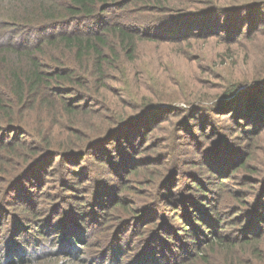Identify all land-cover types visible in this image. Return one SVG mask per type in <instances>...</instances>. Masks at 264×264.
Returning a JSON list of instances; mask_svg holds the SVG:
<instances>
[{"label":"trees","instance_id":"1","mask_svg":"<svg viewBox=\"0 0 264 264\" xmlns=\"http://www.w3.org/2000/svg\"><path fill=\"white\" fill-rule=\"evenodd\" d=\"M204 1L207 4L205 7L185 5L189 0H0V130H17L19 133L11 139L0 137V186L10 188L17 179L26 176L34 184L33 177L38 179L39 176L35 175L40 161L51 156L84 154L81 147L108 138L153 108L171 103L181 105L176 110L182 123L180 127L185 131L189 128L185 125L186 121L190 119L186 114L194 110H204L205 115L209 114L214 105L212 101L202 99L186 98L182 104L143 98L141 103L133 105L136 110L129 116L130 112L123 113L122 106L113 109L98 98L103 94L102 85L105 86L111 72L117 70L122 73L123 67L133 61L140 41L176 42L183 39L176 30L187 25L186 18L190 16H211L215 13L223 18L264 4V0H236L233 4L224 5L216 0ZM255 29L262 31L264 27L252 23L245 35L254 33ZM192 35L200 38L208 36V33L194 32ZM262 74L263 70L255 73L257 76ZM206 82L207 78L202 80V83ZM262 82L264 77L231 78L214 104L223 105L241 90H264V85H260ZM95 83L98 86H94ZM219 85L217 83L216 87ZM62 88L69 92L86 89L89 93L71 95L59 92ZM84 96L89 100H98L103 109L98 111L93 108L89 101L83 99ZM81 100L83 102L80 103ZM261 111L264 112V107ZM94 116L99 120L95 121ZM178 128L170 129L169 142L173 141L172 137H179L181 130ZM64 129L71 133L60 131ZM140 137L142 141V135ZM228 142L231 154L241 150L239 145L236 150V144ZM171 144L168 151L174 153L177 149ZM247 144L244 156L241 159L237 156L226 165L224 162L228 156L221 149H216L213 166H209L211 171L217 172L218 179L228 177L230 172H234L235 176L239 168L244 169L242 184L252 193L233 190V193L242 194L235 203L223 200L215 206L211 198V194L216 198L215 191L208 188L203 193L210 201H206L205 197V203L199 204L197 201H202L204 194L193 192L186 200V211H191L189 219L193 222L183 217L184 223H178L174 219L175 213L171 216L162 206L169 204L176 208V203L166 197L173 194L176 178L183 171L172 158L168 164L170 168L159 169L153 185L149 177L147 183L152 189L144 188V204L140 208H124L121 206L123 197H118L110 210L97 213L93 222H85V228L80 226L75 231L77 226H71L65 232L64 226L57 229L58 226L54 235L50 234L53 229H49L48 224L53 219L55 206L49 215L38 218L40 228L37 235L28 224L12 221L15 227L17 224L23 227L16 237L9 234L13 229L10 225L4 228L0 264H87L81 255L87 257L90 264H194L197 257L207 263L209 251L226 254H222L226 264H264V173L259 178L255 177L259 171L257 166H248L243 162L250 152V142ZM168 151L165 152L167 156L171 153ZM125 157L130 158L131 165L138 168L135 158L129 154ZM130 171L138 172L133 167ZM148 171L152 173L151 169L145 170L146 173ZM145 178L143 175L141 180ZM197 182L199 187H195L194 191L202 192L209 186L208 180ZM185 186L182 191H188ZM34 191L37 189L25 185L26 194ZM37 194L29 195V202H34ZM199 208L203 212L198 211ZM50 215L52 219H46ZM137 218L141 221L129 226L128 235L119 233L125 223L130 224ZM156 219L161 223L159 228L147 232L148 223H144ZM42 221L45 222L42 224ZM70 232L72 236L66 238ZM205 240V245L201 247ZM95 246L98 248L94 249ZM248 252L252 256L243 258ZM186 255H190L189 259Z\"/></svg>","mask_w":264,"mask_h":264},{"label":"rangeland","instance_id":"2","mask_svg":"<svg viewBox=\"0 0 264 264\" xmlns=\"http://www.w3.org/2000/svg\"><path fill=\"white\" fill-rule=\"evenodd\" d=\"M176 1L183 2L184 0ZM216 2L224 5L233 4L236 0H216ZM204 3H206L204 0H189V3L185 5L205 7L207 4ZM254 7L247 11L234 12L231 16L223 18L215 13H212L211 16H207V14L190 16L186 18L187 25L176 30L183 36V39L176 42L142 40L138 43L133 61L128 63L127 67H123L122 73L117 70L111 72L112 69H110L111 75L107 78L105 86L102 85L104 91L98 98L103 99L105 106H111L113 109L122 106L123 113L130 112L129 116L136 110L133 105L141 103L143 98L181 103L186 98L202 99L201 101H212L214 107L207 115L204 110L200 112L194 110L186 114L190 116L185 124L189 126L186 131L180 127L182 123L179 112L176 110L177 106L181 105L171 103V105L161 108H153L108 138L92 142L88 144L89 147L88 145L84 148L81 147L84 154L70 157L51 156L40 161L39 170L35 175L39 174V176H37L38 179L33 177L34 184L30 181L31 178L26 176L24 179L22 177L17 179L10 188L7 185L0 186V247L2 244L1 234L7 225L13 228L9 231L12 237H16L21 232L20 229L23 225L17 224L18 226L15 227V224L11 223L12 221H22L28 224L37 235L40 228L38 218L49 215L54 206L53 219L51 215L46 218L52 219L48 224L49 229H53L51 235L55 234L54 229L58 226L57 229L64 226L65 232L66 230L68 232L73 226H77L75 231L80 229L78 228L80 226L85 228V222L89 220L93 222L92 220L97 218V213L110 210L117 202L115 198L118 197H123L122 207L140 208L144 204V188L152 189V186H148L150 183H147L150 181L149 177L151 185H153L157 180L159 169L167 170L172 158L176 159L183 171V174L176 178L175 186L172 188L173 194L166 197L176 203V208H172L169 204H162V206L164 211L169 212L171 216L175 213L174 219L178 223H184L183 217L188 222H193L189 219L191 211H186L188 208L186 200L193 192L204 194L203 200L197 201L202 204L205 203L204 200L207 197L203 191L208 188L214 189L216 198L213 194H211V198L214 199L212 202L215 206L224 202L223 200L235 203L237 197L242 195L233 193L235 189H241L242 191L239 193L245 191V193H252V190L247 191L248 187L242 184L244 169L239 168L240 170L236 172L235 176H233L234 172H230L228 177H221L223 179L221 181L218 179L217 172L211 171L212 168L210 169L209 166H213L216 149H221L228 156L224 162L226 165V163L234 161L237 156L242 158L247 151L246 144L250 142L249 155L244 157L243 162L245 161L248 166H257L259 171L255 177L259 178L264 173V112L261 111L264 107V90H241L236 96H231L228 102L223 105L214 104L231 78L264 77V74L255 75L258 71H264V30L255 29L257 31L254 33L245 35L246 29L252 23L264 27V4ZM130 23L134 24L131 20ZM194 32L208 33V36L195 37L192 35ZM222 36H228L231 39L226 40ZM205 78L208 79V82L202 83ZM217 83L220 84L219 87H216ZM260 85H264V82ZM90 86L87 85V87ZM94 86H98V84L95 83ZM59 92L71 95L78 92L89 93L86 89L69 92L65 88L60 89ZM83 99L89 101L90 105L98 111L103 109L98 100H89L85 96ZM255 104L260 106L256 107ZM250 106L251 109H249ZM94 113L97 112L94 111ZM93 119L99 120L97 116H94ZM175 127H179L178 129L181 130L179 137H172L173 141L169 142L168 133L171 128L175 129ZM16 131L0 130V137L11 139L17 133ZM60 131L66 133L68 130ZM141 135L142 141H140ZM228 141L236 144V150L240 147L241 150H237V154H231L229 150L232 149ZM170 144L177 151L175 150L174 153L172 150L168 151ZM179 150L181 152L178 154ZM167 151L171 152L168 154L173 157L167 156L165 154ZM128 154L133 159L139 158L134 159L138 163L136 166L138 168L131 165L130 158L126 159L125 156ZM181 157L183 160H180ZM130 166L137 169L138 172L130 171L132 168ZM146 169H151L154 173L152 174L151 171L146 173ZM143 175L146 178L141 180ZM196 180H208L209 186L202 192L194 191L195 187H199ZM212 182H214L213 185ZM26 184L31 189L36 188L37 191L26 194ZM184 185H186L185 190L189 191L192 188L190 193L182 191ZM123 186L124 188H122ZM120 188H122L121 191ZM156 189L160 190L157 183ZM163 189L167 190L164 187ZM32 193L38 194L34 202L31 200L33 204L30 206L31 202L28 199ZM206 201H210L208 197ZM197 210L202 211L200 208ZM139 221L141 219L137 218L133 219L130 224L125 223L119 233L128 235L129 226L137 224ZM44 222L42 221V224ZM144 224L148 225L147 232H152L159 228L158 225H161L157 219ZM230 227L228 226V228ZM73 231L74 229H72ZM105 231L107 230L103 232ZM72 232L65 237L70 238ZM169 239L174 240L172 237ZM205 243L206 240L200 244L201 247ZM97 248V246L94 247V249ZM233 253H236L235 249H233ZM222 254L226 255L223 252L209 251L207 263L197 257L194 264H226ZM186 256L189 259L190 255ZM251 256L252 254L248 252L243 258ZM81 258L85 263L90 264L87 257L83 258L81 255Z\"/></svg>","mask_w":264,"mask_h":264}]
</instances>
